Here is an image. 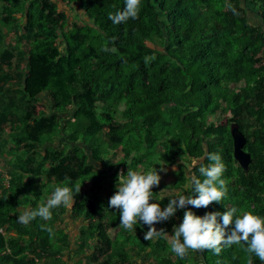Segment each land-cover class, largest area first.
Instances as JSON below:
<instances>
[{"label":"trees","instance_id":"obj_1","mask_svg":"<svg viewBox=\"0 0 264 264\" xmlns=\"http://www.w3.org/2000/svg\"><path fill=\"white\" fill-rule=\"evenodd\" d=\"M57 1L79 7L88 18L86 25L69 31ZM0 4L7 13L3 23L23 16L21 40L32 38L25 72L13 69V51L4 49L0 55V141L9 124L22 128L19 144H26L9 171L10 186L0 179V227L16 233H0V264H136L149 250L154 256L150 264H194L190 257H176L163 238L145 240L147 225L134 226L136 234L118 228L119 211L88 193L90 186L95 191L101 185L116 187L118 173L127 174L102 147L100 133L112 145L122 142L125 158L135 153L132 170L161 163L173 167L182 157L189 167L194 159L207 165L208 153L222 156L227 183L222 203L178 210L169 221L156 224L168 234L187 210L203 217L236 207L264 217V0H141L139 18L119 25L108 16L122 11L125 0ZM105 45L117 51L105 53ZM42 94L49 96V114L38 111ZM121 102L124 121L117 122ZM221 117L228 118L227 125L214 126ZM233 125L247 138L245 149L252 157L247 172L234 156ZM62 128L70 132L62 137L66 145L47 150L43 161L36 162L35 149ZM184 163L173 188L190 195ZM192 171L203 180L198 168ZM23 174L46 176L73 189L81 185L68 217L81 224L77 238L62 225L63 207L49 221L18 222L17 209L46 203L54 188L46 183L33 190L30 181H22ZM245 247L225 246L219 255L207 250L193 254L202 264H248L249 258L261 264Z\"/></svg>","mask_w":264,"mask_h":264},{"label":"clouds","instance_id":"obj_2","mask_svg":"<svg viewBox=\"0 0 264 264\" xmlns=\"http://www.w3.org/2000/svg\"><path fill=\"white\" fill-rule=\"evenodd\" d=\"M140 5L141 0H125L124 9L109 13L108 19L116 25L127 23L129 19H138ZM101 50L105 53L117 51L114 46L109 48L106 45ZM206 159L210 162L207 165L194 159L186 172L191 181L190 195L172 187L163 189L159 194L152 191L161 183L160 173L167 171L165 163L158 164L161 166L159 170L156 166L147 171L132 170L129 167L126 175L122 171L118 173L116 191L108 203L109 208L119 211L118 228L134 232L135 225H147L149 230L144 239L150 242L160 238L167 240L170 251L181 260L188 258L191 253H202L205 250L219 255L225 246L240 245L246 246L245 250L250 257L255 255L264 264V217L249 211L232 207L223 213L209 212L201 217L187 210L182 223L174 226V235H169L165 229L158 231L155 227L156 224L169 221L178 210L189 205L200 209L213 203H222L227 194V183L223 178L225 164L217 152L208 153ZM197 168L203 180L193 173L192 169ZM53 184V191L46 203L35 209L23 206L17 209L20 224L28 226L37 218L49 221L54 210L61 207L70 209L73 206L74 192L80 194L81 185L76 183L73 189L65 184H55V181ZM165 198L169 200L166 208H162L160 203H150L154 199L163 201ZM41 227L46 228L45 225ZM248 264H252L251 258Z\"/></svg>","mask_w":264,"mask_h":264},{"label":"rangeland","instance_id":"obj_3","mask_svg":"<svg viewBox=\"0 0 264 264\" xmlns=\"http://www.w3.org/2000/svg\"><path fill=\"white\" fill-rule=\"evenodd\" d=\"M57 7L59 12H64L67 17H68V27L67 29L70 31L74 27H84L88 21V18L86 15L81 11L79 7H74V6H67L63 5L60 1H57ZM7 15L6 12L3 10V4H0V36L2 37V43H0V55L2 51L5 49L13 51L15 54V59L13 60V69L15 67L20 68L21 71L25 72L26 71V65L28 64V58H29V53L32 48V38L30 41L28 39H22L21 37L25 34L24 32V17L21 15H14L13 18L11 19V22L7 25L3 23V18ZM65 47L63 48V51L65 52ZM18 91L21 90V88H17ZM39 101L37 104L38 111L40 113H45L49 114L51 113V108H50V99L48 94H42L39 96ZM0 109H1V104H0ZM125 109V103H119L117 105V113L115 115V120L117 122H123L124 119L122 117V113ZM14 111V110H13ZM12 111V112H13ZM211 121H214L211 118ZM228 118H223L221 117L219 120L214 122V126H226ZM63 126V125H62ZM70 133L67 131L65 128H62V130L58 133L57 137L53 138H46V144L40 147L38 150L35 149V159L36 162H42L43 159L46 157L47 150L53 151V150H61L64 145H66V141H62V137H67ZM23 135L22 128L13 127L11 128L10 125L8 124L6 131L4 132L2 142L0 141V153H1V164H0V179L4 182L5 187H9L11 183V178L9 177V171L14 170V166L16 165V158L26 150V144H19L20 138ZM99 139L102 140V147L104 149H108L110 151V156L112 158L113 163H121L126 167V172H128L129 167L132 163L133 157L135 153H133L129 158L124 157V145L121 143L117 144H110L108 141V138L106 137L105 134L100 133L98 134ZM138 138V136H136ZM5 141V142H4ZM165 141V140H164ZM3 143V144H2ZM19 144V145H18ZM128 147V146H127ZM164 150L163 148H161ZM34 151V150H33ZM181 163H184V160L179 158L178 164H176L173 167L166 166V173L161 172L162 180L161 183L158 187H154L152 191L155 194H159L163 189L169 188L174 186V183L180 180V167L179 165ZM185 164V163H184ZM187 167V171L189 169V165L186 163L185 164ZM161 166H158L157 169L159 170ZM153 168V167H145L144 165H139L137 167L138 170H143L147 171L148 169ZM121 170L124 169V167H120ZM175 169V170H173ZM22 181L26 183L27 181L31 182V186L33 190H40L44 184L46 183H53V179L43 176L41 179L32 177L30 175H22ZM107 185V184H106ZM191 183L189 185H186V188L188 189L190 187ZM88 193L90 195L97 194L99 198H105L106 200H110L112 195L116 191L115 185H111L110 187L107 186H102L100 187L99 190L95 191L92 186L86 188ZM1 194V192H0ZM158 199V198H157ZM165 200H168L165 198L163 201H157V200H152L150 203H162ZM169 203V200L167 203H165L164 208L167 207ZM28 207V206H24ZM70 210L68 208H62V217H64L63 221L66 223H63L62 225L64 226V229L66 232L71 235L72 238H77L78 231L81 227V224H75L72 223L71 220L68 219L70 215ZM72 223V224H71ZM67 224V226H66ZM136 226V225H135ZM66 227V228H65ZM156 227V225H155ZM1 228V227H0ZM157 230L159 231L161 228L156 227ZM5 230V235L8 236H16V233L12 232L9 233L7 231V228H3ZM149 230V229H148ZM137 232L134 231L133 234H136ZM169 235H174L173 230L169 233ZM149 254L146 255L143 254L142 258L140 259H135L136 264H150L153 263L154 261V256L151 255L153 252L149 250ZM191 258L192 263L194 264H202L201 263V258L200 256H195L193 253L190 254L189 256ZM64 261H66V257L63 258Z\"/></svg>","mask_w":264,"mask_h":264},{"label":"water","instance_id":"obj_4","mask_svg":"<svg viewBox=\"0 0 264 264\" xmlns=\"http://www.w3.org/2000/svg\"><path fill=\"white\" fill-rule=\"evenodd\" d=\"M232 136L234 140V156L235 159L239 162L241 167L247 172L249 171L250 165L252 163L251 154L248 153L245 149L247 145V138L239 130L237 125L232 127Z\"/></svg>","mask_w":264,"mask_h":264},{"label":"built area","instance_id":"obj_5","mask_svg":"<svg viewBox=\"0 0 264 264\" xmlns=\"http://www.w3.org/2000/svg\"><path fill=\"white\" fill-rule=\"evenodd\" d=\"M0 233L5 235V230L3 228H0Z\"/></svg>","mask_w":264,"mask_h":264}]
</instances>
